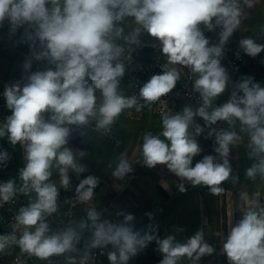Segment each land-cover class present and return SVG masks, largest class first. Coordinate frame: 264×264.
<instances>
[{"label": "clouds", "instance_id": "9594fccd", "mask_svg": "<svg viewBox=\"0 0 264 264\" xmlns=\"http://www.w3.org/2000/svg\"><path fill=\"white\" fill-rule=\"evenodd\" d=\"M244 3L252 6L250 0ZM241 17L240 0H0V26L7 20L13 32L25 25L34 29L35 36L27 31L25 35L39 40L44 49L35 59H46L55 65L33 72L23 85L5 86L3 95L12 114L0 126V137L7 135L12 145L23 146L26 164L19 170L23 181L20 191L34 192L36 199L21 207L15 218L24 229L19 238L14 234L0 235V252L14 243L22 252L46 260L72 250L80 241L81 232L72 227L48 234L45 217L56 211L59 196L57 185L50 181L51 170H58L59 184L65 190L70 184L69 170H85L67 147L71 133L68 126L87 125L95 118L96 129L108 131L124 110H141L136 96L126 97L118 90L125 74V65L119 59L124 49L114 39L122 36L126 43L139 45L138 38L144 32L159 41L160 52L166 57L162 73L153 74L139 90L145 105L157 102L175 87L180 79L176 65L197 75L194 89L202 98V105L195 111L185 107L182 113L162 114L159 134L143 135L146 165H166L177 176L193 185L207 186L219 196L226 191L220 185L229 180L232 172L229 146L241 137L236 131L216 132L210 128L208 135L215 134L218 146L214 151L222 162H217L216 156L205 155L193 167V158L202 149L189 127L195 117L202 118L208 127L218 121L231 127L239 121L240 131L249 136L250 155L258 161L246 170V176L254 180L259 173L264 178V88L252 78L243 79L226 103L211 112L207 110L225 92L229 77L220 59L226 42L239 28ZM126 18H133L137 26L124 36L121 23ZM200 25L207 31L219 27V43L210 44ZM239 43L251 57L264 51V45L251 38ZM24 67L31 65L26 63ZM241 92L243 95H239ZM202 131L199 125L195 126L196 135ZM78 155L83 157L85 153L80 151ZM7 159V152H0V163ZM131 170L129 162L121 159L113 176L122 178ZM237 179L233 177V182ZM98 183L92 175L81 179L76 187L77 199L81 203L91 201ZM14 184L12 179L0 183V201L8 202L14 197ZM241 199L248 206L242 209V219L230 228L223 251L229 264H264V205L249 199L246 193H241ZM87 216L91 224L81 221L79 228L92 230L91 247L110 244L117 249L119 256L117 252L108 254L111 264H127L154 239L163 254L160 264H177L182 257L195 262L214 251L199 230L179 243L171 235L163 239L149 234L141 237L131 227V214L121 224L101 222L95 209H89Z\"/></svg>", "mask_w": 264, "mask_h": 264}, {"label": "crops", "instance_id": "0c3cea01", "mask_svg": "<svg viewBox=\"0 0 264 264\" xmlns=\"http://www.w3.org/2000/svg\"><path fill=\"white\" fill-rule=\"evenodd\" d=\"M250 2L251 7L245 4L244 0H240L242 6L241 24L226 44L247 38L264 30V0H250ZM46 7H50V5H46ZM199 27L203 30L205 37L209 38L210 44L219 43L221 31L219 27H216L213 31L205 30L203 25ZM26 31L35 36V30L28 28L26 25L17 28L15 32L11 30L7 20L0 26V78L7 79L11 85L27 83V77L36 72L38 66L43 65V59L36 60L26 51L20 49L21 41L28 39L25 35ZM32 41L43 49L39 40ZM144 43L151 47L159 46L160 48L159 41L149 40V42ZM257 44L264 45V41L257 42ZM246 56L247 63L245 65L236 68L224 67L229 80L225 92L216 97L207 109L209 112L215 107L226 103L231 98L232 92L236 91V85L243 79L252 78L253 82L259 83L264 88V51L256 57L247 54ZM143 57L146 59L152 58L149 56ZM163 58L166 59L165 56ZM26 63H29L31 67L25 69L24 65ZM175 67L179 70L181 79L182 66L176 65ZM180 79L177 80L176 84ZM97 95L99 96L98 92ZM239 95H243V93L241 92ZM185 107H191L193 111L196 110L194 103L184 99L180 103L178 113H182ZM143 109L142 117L138 120L128 119L123 112L112 125V135H106L81 126V133L86 142V147L80 146L71 139H69L67 147L74 151V154L78 157L77 163L83 165L85 170L82 173H77L70 169L68 173L70 184L75 182L78 185L80 180L88 175L96 177L99 183L94 189L92 197L94 206L90 209H95L99 213L101 222L107 220L113 224L123 223L124 217L131 214L134 217L133 221L130 222L131 227L141 237L144 231H149L155 227L158 239L171 235L175 238V242L184 243L196 231H202L204 242L214 249L213 253L203 256L195 262L187 257H182L177 264H229L223 251V244L230 228L242 219V209L248 206L246 201L241 199V193H246L249 199L264 205V178L259 173L254 180L246 176V170L253 163L258 162L255 157L250 155V140L247 132L240 131L239 121H236L231 127L225 121H218L208 127L205 126V122L200 117H195L193 124L189 127L190 134L202 149L193 158V167L205 155L216 156L217 162H222L219 155L214 151V148L218 146L215 134L208 135L210 128L215 129L216 132L236 131L241 137L239 141L229 146L228 159L232 172L229 180L220 185L226 191L216 196L210 192L207 186L193 185L190 181L177 176L166 165L157 164L155 167H148L144 163L142 153L143 135L147 132L159 134L161 123L159 115L152 107H144ZM90 120H95V118ZM196 125L203 129L199 135L195 133ZM5 151L8 154V159L5 163H0V175L7 174L16 178L18 204L20 207H27L30 202L35 201L36 194L31 191L25 194L20 191L23 181L19 177V170L25 166L26 162L22 161L20 157L19 144L12 145L8 141L7 135L0 137V152ZM80 151L85 153L83 157H79ZM121 159H126L132 170L122 178H116L113 176V172ZM51 171L50 181L55 183L59 189L57 202L64 196L75 193H69L68 189L65 190L60 186L59 173L55 167ZM233 177L238 179L233 182ZM181 185H183V191ZM88 210H81L76 217L70 220L68 227L81 232V239L74 244L72 250L62 255L67 256L83 249L86 243L91 240L92 233L89 232L92 230L87 231L90 227L79 228L81 221H84L87 225L91 224L87 216ZM4 230L6 229L4 228ZM5 235H9V233L6 231ZM106 247L108 254L117 252V256H119L115 247L110 244ZM18 250L19 246L17 244L10 243L3 252H0L3 259L0 264H11L12 257ZM141 252H145V250L138 251L135 256L129 259L127 264H137V257ZM107 260H109L108 255ZM50 262L54 263L55 259H50Z\"/></svg>", "mask_w": 264, "mask_h": 264}, {"label": "built area", "instance_id": "2783aa9c", "mask_svg": "<svg viewBox=\"0 0 264 264\" xmlns=\"http://www.w3.org/2000/svg\"><path fill=\"white\" fill-rule=\"evenodd\" d=\"M247 38L253 39L256 43L264 41V30L256 32ZM240 40L225 44L222 57L220 59L222 67L228 66L236 68L247 63L246 53L240 48ZM121 46L124 51L119 59L120 62L125 65V74L121 78L118 90L126 97L136 96L137 106H140L141 108L140 111H137L136 107L124 110V114L128 119L138 120L142 117L144 107H152L159 115L161 123V115L177 114L180 109V103L184 99L194 103L196 105V109L202 105L200 93L194 89V80L197 78V75L191 73V71L186 67H182L180 81H178L175 87L168 94L162 96L157 102L151 105H145V102L139 97V90L153 74H157V71L162 72L164 70L167 60L160 56L146 59L127 46ZM168 67L173 66L168 65ZM6 85L11 84L7 79L0 78V126H3L6 117L12 114L7 108L6 100L3 95ZM95 124V120H89V123L87 125H83L82 127H88L100 133L112 135V126L110 127V130L104 131L97 130ZM18 144L20 157L22 161L26 162L24 159V148L20 143ZM9 179L15 181L14 188L16 189V194L8 202L0 201V225L6 229L9 235L14 234L17 238H19L24 229L23 226L17 225L15 219L21 208L18 204L17 180L11 175H0V183L7 182ZM93 206L94 203L92 200L87 203H81L77 199L76 193L64 196L59 202H57L56 211L50 215H46L45 217L50 229L48 234L63 231L69 226L70 220L76 217L81 210L90 209ZM91 241L92 238L88 243H86L85 247L79 251L73 252L67 256L62 254L53 255L46 260H41L35 256L29 255L28 253L22 252L19 247V250L12 257L11 264H111V262L107 260V247L93 248L90 246ZM53 258L55 259V262L51 263L50 259Z\"/></svg>", "mask_w": 264, "mask_h": 264}, {"label": "trees", "instance_id": "16d2710c", "mask_svg": "<svg viewBox=\"0 0 264 264\" xmlns=\"http://www.w3.org/2000/svg\"><path fill=\"white\" fill-rule=\"evenodd\" d=\"M124 46H127L128 48L132 50H136L134 47H139L142 49H150L151 47L147 45H143L139 43V45H130L128 43H123ZM133 46V47H132ZM20 49L23 51H26L31 57L35 58V56L43 51L44 49H41L38 47L32 40L23 39L20 43ZM160 52V50L158 51ZM55 65L49 64V62L46 59H43V65L38 66L36 68V71H44L47 68H54ZM71 128V133L69 139L73 140L74 142L78 143L82 147H86V142L83 138V135L81 133V126L79 125H70L68 126ZM76 187L77 184L75 182H71L68 187V192H75L76 193ZM156 229L155 227L152 228L149 231H144L142 237L145 234L153 235L158 238V234L155 233ZM6 230H4L3 227L0 226V235H5ZM145 252H141L138 254L137 257V264H160V261L163 259V255L160 253L158 244L156 240L149 242L145 248H143ZM2 257L0 256V263L2 262Z\"/></svg>", "mask_w": 264, "mask_h": 264}, {"label": "rangeland", "instance_id": "374dc122", "mask_svg": "<svg viewBox=\"0 0 264 264\" xmlns=\"http://www.w3.org/2000/svg\"><path fill=\"white\" fill-rule=\"evenodd\" d=\"M121 26L124 27V36L128 35L132 29L134 27H136L137 25H135L134 23V19L133 18H126L125 21H123L121 23ZM139 40V43L145 45L144 42H149V40H152V41H157L155 40V38H152L150 36H148L146 33L142 32L140 37L138 38ZM114 42L119 44V45H123V43H126L123 39V36L122 37H119V38H115L114 39ZM148 46V45H147ZM133 47V46H132ZM151 47V46H149ZM136 48L135 52L138 53L141 57L143 56H149V57H157V56H161L163 57V55H161V52H158L160 50L159 46H153L151 47L150 49H142V48H137V47H134ZM147 54V55H146ZM144 58V57H143ZM148 59V58H147ZM157 74H160L162 73L161 71H157L156 72ZM93 201V200H92ZM94 203V201H93ZM90 230V228L87 229V231ZM89 233H92V231H90Z\"/></svg>", "mask_w": 264, "mask_h": 264}]
</instances>
